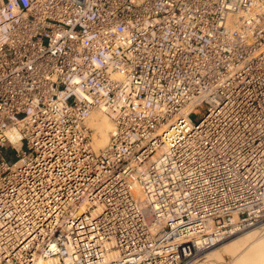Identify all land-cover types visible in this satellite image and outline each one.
Instances as JSON below:
<instances>
[{"label": "built area", "instance_id": "2783aa9c", "mask_svg": "<svg viewBox=\"0 0 264 264\" xmlns=\"http://www.w3.org/2000/svg\"><path fill=\"white\" fill-rule=\"evenodd\" d=\"M261 222L264 0H0V264H192Z\"/></svg>", "mask_w": 264, "mask_h": 264}, {"label": "bare ground", "instance_id": "6f19581e", "mask_svg": "<svg viewBox=\"0 0 264 264\" xmlns=\"http://www.w3.org/2000/svg\"><path fill=\"white\" fill-rule=\"evenodd\" d=\"M197 101L198 99L193 100L185 110L189 111ZM89 122L94 129L92 137L93 149H99L105 146L109 140L110 131L114 127L112 121L106 116L93 112L89 118ZM258 227L264 229V222L257 226L233 233L224 240L217 241L214 245L205 249L201 253L202 257L192 264H215L219 261L222 263L224 255L232 258L230 264H264V236H259L260 232L257 236L258 231L256 230H260V228L256 229ZM263 229L261 230V234L264 231ZM202 258L206 260L198 262ZM53 263L54 261L50 260H39L37 264Z\"/></svg>", "mask_w": 264, "mask_h": 264}, {"label": "rangeland", "instance_id": "374dc122", "mask_svg": "<svg viewBox=\"0 0 264 264\" xmlns=\"http://www.w3.org/2000/svg\"><path fill=\"white\" fill-rule=\"evenodd\" d=\"M200 111V108L198 109V110H196L195 112H193L192 114H191V119H195V118H197L201 113L199 112ZM94 113H98V112H94ZM100 115H102L101 113H99ZM103 116H105V115H103ZM109 119V118H108ZM92 147H93V142H92ZM101 148V147H100ZM95 150H97V149H95ZM261 223H263V222H261ZM260 223V224H261ZM253 227V226H252ZM260 228V230H256V231H258L257 232V236H258V234H259V232H260V234H259V236H264V231H263V233L261 234V230L263 229V228H261V227H258V228H256V229H259ZM264 230V229H263ZM231 259V260H230ZM206 259H204L203 260V258H202V260H200V261H198V262H203V261H205ZM226 260V261H225ZM232 261V258L230 257V256H228V255H224L223 256V260H222V263L219 261V262H216L215 264H230V262ZM197 262V263H198Z\"/></svg>", "mask_w": 264, "mask_h": 264}]
</instances>
